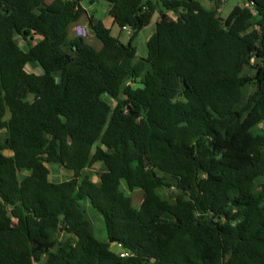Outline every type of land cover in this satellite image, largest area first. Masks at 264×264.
<instances>
[{
  "label": "trees",
  "instance_id": "obj_1",
  "mask_svg": "<svg viewBox=\"0 0 264 264\" xmlns=\"http://www.w3.org/2000/svg\"><path fill=\"white\" fill-rule=\"evenodd\" d=\"M82 1L0 0V264H264V0L225 26L223 0H162L135 64L157 3L105 0L125 45L93 16L70 36ZM85 200L126 256L93 236Z\"/></svg>",
  "mask_w": 264,
  "mask_h": 264
},
{
  "label": "rangeland",
  "instance_id": "obj_2",
  "mask_svg": "<svg viewBox=\"0 0 264 264\" xmlns=\"http://www.w3.org/2000/svg\"><path fill=\"white\" fill-rule=\"evenodd\" d=\"M52 0H45V3L51 2ZM153 3H157L155 12L151 18V22L148 26L144 27L132 40V31L129 28H119L116 24H114L111 20V18L108 15V10L110 8V4L105 0H95L94 2H90L88 0H84L81 2V6L85 11V14L83 18L81 19V22L85 23L86 16H93L95 19L100 20L105 27L109 28L110 34L112 37L117 38L122 44H127L131 40V44L136 49V56L133 60V64L140 61V59L145 58L147 56V47L146 42L149 38V36L154 32L155 29V23L158 20L159 10L162 9L160 2L162 0H151ZM200 5L207 9L212 10L215 8V4L208 0H199ZM246 3V0H223L222 3L219 6L218 10V17L222 25L225 26L226 21L230 18V12L234 6H243ZM170 17L175 18V15L173 13H168ZM75 27V26H74ZM251 26L250 28H252ZM74 30V28H73ZM70 36H72L71 33V27H70ZM91 36L89 35L87 37ZM17 43L20 47L23 49L27 48V42L23 40L20 37L16 38ZM29 42L34 44L37 40V38H28ZM90 44L96 48L99 49L101 47V42L92 37L91 39H88ZM253 64V60L250 62ZM36 66V67H35ZM35 66H28L27 69L34 72H40V69L37 65ZM243 75H253L254 70L251 68V66H246L242 70ZM134 86H139L138 84H132ZM254 90V85H249L247 88L244 89V98ZM243 93V91H242ZM104 100H106L108 103H112V99L110 97L105 96ZM264 128V124H259L255 129H253V132L260 133L262 132ZM6 137V132L1 131L0 132V142H2ZM49 170L51 171V180L52 181H62L65 179L70 178L71 176L68 175V171H65L62 167L56 166V165H50ZM92 174L93 181H97V176L99 172L101 171V168L99 165H95L92 169L88 170ZM261 181H264V178L261 179ZM122 188L125 190V193L131 198L132 203L134 206H139L142 198H143V192L140 189H135L133 191H128L125 184L122 183ZM160 192V190H158ZM163 193L168 196L169 191L163 190ZM81 209L84 211V214L87 218V220L90 222V229L93 234V236L102 242L109 243V239L106 234L105 225L103 222L102 216L94 210L88 200L82 201L80 203ZM62 233L60 234V238L62 237ZM59 238V239H60ZM110 249L113 252H118L120 248L115 243H109ZM37 264V263H36ZM40 264V263H38Z\"/></svg>",
  "mask_w": 264,
  "mask_h": 264
},
{
  "label": "built area",
  "instance_id": "obj_3",
  "mask_svg": "<svg viewBox=\"0 0 264 264\" xmlns=\"http://www.w3.org/2000/svg\"><path fill=\"white\" fill-rule=\"evenodd\" d=\"M87 27H79V26H75L74 27V33H75V35H77V36H83V37H87L88 35H89V33H88V31H87V29H86ZM117 246L120 248V245L119 244H117ZM119 255L121 256V257H123V256H126L127 254H126V252H124L123 250H121V248H120V250H119Z\"/></svg>",
  "mask_w": 264,
  "mask_h": 264
},
{
  "label": "water",
  "instance_id": "obj_4",
  "mask_svg": "<svg viewBox=\"0 0 264 264\" xmlns=\"http://www.w3.org/2000/svg\"><path fill=\"white\" fill-rule=\"evenodd\" d=\"M60 234H61V229L59 230V233H58V235H57V239L59 240V238H60ZM54 241L53 242H51V243H49V244H46V245H42V244H37L36 245V250H41V249H43L44 250V252H48L52 247H53V245H54ZM109 243H116L114 240H112V239H110L109 240ZM34 244H35V242H34Z\"/></svg>",
  "mask_w": 264,
  "mask_h": 264
},
{
  "label": "crops",
  "instance_id": "obj_5",
  "mask_svg": "<svg viewBox=\"0 0 264 264\" xmlns=\"http://www.w3.org/2000/svg\"><path fill=\"white\" fill-rule=\"evenodd\" d=\"M218 10H219V9H218ZM74 26H79V27H81V28H82V27H86L85 23L81 22V20H80L76 25L71 26V33H72V36L75 35V33H74V31H73ZM86 29H87V28H86ZM151 35H152V34H151ZM151 35H150V36H151ZM150 36H149V37H150Z\"/></svg>",
  "mask_w": 264,
  "mask_h": 264
}]
</instances>
